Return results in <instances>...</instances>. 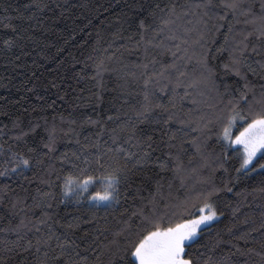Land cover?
<instances>
[{"label": "trees", "instance_id": "16d2710c", "mask_svg": "<svg viewBox=\"0 0 264 264\" xmlns=\"http://www.w3.org/2000/svg\"><path fill=\"white\" fill-rule=\"evenodd\" d=\"M233 2L0 0V170L11 167L9 148H36L43 154L47 152L43 145L53 128L56 137L55 150L45 157V168L50 164L55 169L53 175L49 177L45 168H32L23 176H0V187L8 185L10 189L0 201V258L6 264H64V258L53 259L60 252L55 238L47 246L41 245L39 251L36 249L37 237L44 239L52 233L74 242L79 254L74 260L86 258L83 264H106L107 256H97V245L104 236L94 239L100 229H112L114 217H119L125 208L130 214L141 202L140 197L150 198L156 193L158 200L176 203L212 173L215 165H207L206 157L219 153L220 145L215 135L210 136L208 122L232 96L239 95L246 82L255 86L257 96L264 85V71L257 64L264 62V36L260 34L264 30V0H235L240 5L235 10L227 7ZM162 19L168 23L161 24ZM4 25H12L15 32ZM8 37L16 39L10 50L2 43ZM245 37L248 48L244 63L257 71L253 74L242 68V75L237 76L224 65L231 63L236 42ZM205 64L213 70L211 82L205 79ZM161 72L163 77L157 83ZM244 75L247 81L242 78ZM146 80H150L147 88ZM145 104L152 107L147 119L137 116ZM14 122L20 127L13 128ZM121 125H135L140 138L152 136V150L149 162L130 174L131 187L121 185L119 207L97 209L88 203H60L59 187L55 189V200L42 195L50 191L42 180H55L56 174L70 171L62 156L71 161L73 153L80 154L81 149L95 156L109 149L115 152L118 147L139 155L143 149L134 146L135 140L129 142L124 134L113 140L108 130ZM33 126L34 131H29ZM242 127L238 122L233 134ZM20 131L27 135L15 140ZM232 149L241 151L237 146ZM230 154L235 156L231 149ZM260 162L264 161H256ZM133 163L129 161L128 167ZM238 166L235 158L229 162L232 175ZM224 178L222 170L213 176L221 188ZM228 186L234 191H221L216 197L223 215L199 242L208 241L210 231L211 239H220L221 243L211 252L203 248L201 251L214 260L228 256V264H261V257L247 253V249L262 250L264 195L245 198L236 193L264 187V175L257 170L238 185ZM95 190L91 188L88 194ZM46 201L52 203L51 209L44 206ZM238 203L240 210L234 217L232 209ZM45 212L51 218L37 225ZM77 217L79 228L69 230L67 224ZM245 220L247 224L243 223ZM21 221L26 227L11 231ZM251 229L256 231L251 232L248 244L236 241V237ZM28 241L33 247L21 251ZM228 241L238 243L241 251ZM5 247L12 248V252H6Z\"/></svg>", "mask_w": 264, "mask_h": 264}, {"label": "snow or ice", "instance_id": "6c2138e0", "mask_svg": "<svg viewBox=\"0 0 264 264\" xmlns=\"http://www.w3.org/2000/svg\"><path fill=\"white\" fill-rule=\"evenodd\" d=\"M239 6L235 0L227 5L233 10ZM167 23V20H161V24ZM4 26L12 28V31L15 32L12 25ZM140 27H144V21L140 22ZM260 34L264 36V30ZM246 40L247 37L236 42L230 54L231 63L224 65L225 69L234 71L237 76L242 75V68H247L253 74L257 71L256 68L244 63V52L248 48ZM2 43L6 50H10L16 44V39L8 37L3 39ZM257 64L259 69L264 71V62L257 61ZM144 67L146 68L147 65ZM204 71L207 73L205 79L211 82L213 70L205 64ZM157 76L156 82L159 83V78L163 77V72L157 74ZM242 78L247 81L246 75ZM149 83L150 80L145 81L146 88ZM250 95L251 98H249ZM147 99L148 94L146 92L145 100ZM156 107L161 108L165 113L168 112V109L162 105ZM151 111L152 107L150 105H142L141 110L137 112V116L147 119V115ZM108 119L111 120L112 117ZM168 119L171 120L172 116L169 115ZM88 122L99 123V121L91 120ZM237 122L241 123L243 127L233 139L232 129ZM208 124L211 125L208 128L210 136L215 135L220 145L219 153H210L206 157L207 165H215L212 168V173L204 177L198 187L190 189L182 200L176 203L163 202L162 198L157 199L156 193H153L150 198L140 197L141 202L133 207L130 214L129 210L125 208L119 214V217H114L115 225L112 229L107 227L100 229L94 239L98 240L100 235H103L104 240L97 245L99 251L96 249H93V251H97V256H107L106 264H228V256H222L219 260H214L211 255L205 256L204 252L201 251L203 248L211 252L221 243L220 239L215 241L211 239L212 234L210 231L207 232L209 240L205 243L199 242L205 235L206 230L211 228L212 223L223 215L216 203L217 194L225 190L229 193L233 192L234 188L229 187V184L238 185L242 178H249L252 174L257 173V170H260V174L264 175V162L256 163L257 160L264 161V85L260 86V94L257 96L255 86H250L246 82L239 95L232 96L224 103L223 107L213 115ZM19 127L18 122L13 123V128ZM100 127L103 131L104 126L101 124ZM34 129L35 126L29 131H34ZM213 129L217 131L214 132ZM108 131L114 141L118 140L121 134H124L129 142L135 140L134 146L143 149V151L138 155L118 147L115 152L109 149L107 153L100 152L95 156H90L81 149L80 154L73 153L74 159L71 161L66 155L62 156L61 159L64 163L70 165V171L64 175L56 174L55 180H42V183L47 184L50 188V191L42 195L48 197L49 201L55 200L57 197L55 189L59 187L60 203L66 201H74L77 205L88 203L89 207L97 209L101 207L105 209L119 207L121 185L128 184L131 187L130 174L133 169L142 167L149 162L152 136L140 138L137 136L135 125H121L119 128L109 129ZM26 135V132L20 131L14 139L21 140ZM210 136L206 137V140ZM55 142V129L53 128L49 132L48 141L43 145L47 149V152L43 154H39L36 148H27L26 151H12L9 148L8 163L11 167L0 170V176L11 174L23 176L26 170L45 168V157L55 150ZM233 145L242 146V152L232 149ZM95 146L98 147V145ZM230 149L235 153L234 157L230 154ZM2 152L3 145L0 144V153ZM233 158L239 160V166L235 168V175L230 173L228 167ZM129 161H134L131 168L128 167ZM163 166L161 165V167ZM217 170H222L225 174L223 188L218 187L213 179ZM45 171L50 177L55 169L49 164ZM24 179H27V177H24ZM93 187L96 190L89 195L88 193ZM157 190H159V185H157ZM9 191L8 185L0 187V201L4 199V195ZM257 194L264 195V187L252 189L251 192L241 190V192L236 193L238 197L243 196L245 198L248 195L255 197ZM15 206L14 203L13 207ZM36 206L40 207L39 204ZM44 206L51 209L53 205L51 202L46 201ZM239 210L240 204L238 203L236 207H233L232 215L235 217ZM50 218V214L45 212L36 223L37 225L45 224ZM93 220H95V217H93ZM243 223L247 224L248 221L245 220ZM79 225L80 220L77 217L67 224V228L71 230L79 228ZM24 227L26 225L24 221H21L11 231L19 232ZM261 230H264V224L261 225ZM36 231H39L38 227ZM228 231L231 233L232 230L229 229ZM254 231L256 229L241 233L236 237V241H243L248 244L251 232ZM53 238L57 241L56 247L60 249L58 256L53 258L54 260L64 258V264H83L86 258L73 259L74 256L79 255L74 250V242L67 239L62 240L60 236L54 233L47 235L44 239L37 237L35 242L37 251L40 250L41 245L47 246ZM227 243L232 244L233 247H237L238 251H241L238 243H233V241ZM194 246L196 247L194 248ZM31 247H33V243L28 241L21 251L26 252ZM260 247L262 250L259 252L255 248L249 247L247 253H255V255L260 256L261 264H264V238L260 242ZM4 250L12 252V248L9 247H5ZM45 255L47 256V253ZM0 264H6L3 258H0Z\"/></svg>", "mask_w": 264, "mask_h": 264}, {"label": "rangeland", "instance_id": "374dc122", "mask_svg": "<svg viewBox=\"0 0 264 264\" xmlns=\"http://www.w3.org/2000/svg\"><path fill=\"white\" fill-rule=\"evenodd\" d=\"M238 123V122H237ZM237 126V124L233 127V129H232V137H233V139L235 138V135L233 134V132H234V128ZM239 133V132H238ZM237 133V134H238ZM233 146H237V147H239L240 148V150H241V152H242V146H240V145H233ZM259 154V153H258Z\"/></svg>", "mask_w": 264, "mask_h": 264}]
</instances>
